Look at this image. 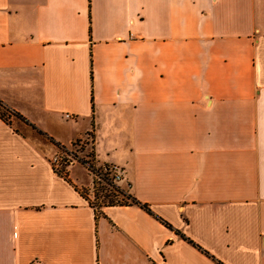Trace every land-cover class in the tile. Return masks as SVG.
Segmentation results:
<instances>
[{"label": "crops", "instance_id": "0c3cea01", "mask_svg": "<svg viewBox=\"0 0 264 264\" xmlns=\"http://www.w3.org/2000/svg\"><path fill=\"white\" fill-rule=\"evenodd\" d=\"M0 101V264H264V0H0Z\"/></svg>", "mask_w": 264, "mask_h": 264}, {"label": "built area", "instance_id": "2783aa9c", "mask_svg": "<svg viewBox=\"0 0 264 264\" xmlns=\"http://www.w3.org/2000/svg\"><path fill=\"white\" fill-rule=\"evenodd\" d=\"M73 144L71 146H73ZM75 154H76V151L73 150L71 147L70 148H65V147L58 148L57 153L50 160V166L53 169V171L55 173H60V172H63L65 169H67V167L75 163H80L84 166L88 175L92 177L91 185H90L91 190H92L91 196H94L95 192L105 193L107 189L121 190L119 186V184L123 180V170L121 168H119L116 165H107V166L104 165V166L99 167V166L94 165L93 160L91 163L84 162L81 159H79ZM92 186H93V189H92ZM89 197L90 195L86 196L88 203L91 206H94L91 203L90 201L91 199Z\"/></svg>", "mask_w": 264, "mask_h": 264}, {"label": "rangeland", "instance_id": "374dc122", "mask_svg": "<svg viewBox=\"0 0 264 264\" xmlns=\"http://www.w3.org/2000/svg\"><path fill=\"white\" fill-rule=\"evenodd\" d=\"M70 147L76 151L75 155L79 159H81L84 162H89V163L92 162L93 157H92V151L90 148L89 138H86L85 140L77 141L73 144V146H70ZM67 168H69V167H67ZM70 170L72 172L73 178L77 177L86 183H88V182L90 183V180L92 179V177L90 175H88L87 171L85 170V168L82 164L75 163L73 165V167H70ZM92 189H93V186H92ZM107 190H108V192H112L113 195L115 196L114 201H113L114 204L127 202L125 200V198L122 197L121 193H119V191L118 192H116L115 190L112 191V189H107ZM83 192H84V195H86V196L90 195V197H89L91 199L90 201L95 207L99 206L102 203V201H103L102 195L104 193L95 192V195H94L95 197L91 196V193H92L91 187L86 189V190H83Z\"/></svg>", "mask_w": 264, "mask_h": 264}, {"label": "trees", "instance_id": "16d2710c", "mask_svg": "<svg viewBox=\"0 0 264 264\" xmlns=\"http://www.w3.org/2000/svg\"><path fill=\"white\" fill-rule=\"evenodd\" d=\"M10 117H14V118H17L19 120H22L24 121V119L16 112L14 111H11L9 108H7L1 101H0V119L5 122V123H8L9 122V118ZM31 128L33 130H35L37 133L39 134H42L37 128H35V126L33 125H30ZM77 142V141H76ZM58 148H64L63 146H60V145H57ZM64 172V171H63ZM63 172H60V173H57L59 176H64ZM113 191V190H112ZM116 192L119 191V193H121L122 197L125 198V200L127 202H124V203H116L114 204L113 201H114V195L112 192H108V190H106V192L104 193L103 195V201L101 203L100 206H112V205H125L127 203L129 204H132V205H137L139 207H141L143 210H145L146 212L152 214V212L150 211V209L148 208L147 205L145 204H141L139 201H137L135 198L131 197L130 195H124L121 190L119 189H116L115 190ZM84 194V192H83ZM82 194V195H83ZM85 198H86V195H83ZM108 200V201H107ZM94 208V211H95V215L98 216V211H97V208L98 207H94V206H91ZM161 222H163L165 225H167L164 221H162L160 218H158ZM168 226V225H167ZM177 235H179L181 238L185 239L186 241H188L190 244L194 245L196 248H199L197 245H195L192 241H190L189 239L185 238L184 235H182L181 233L177 232ZM201 250V248H199ZM202 251V250H201ZM205 254H207L205 251H203ZM218 264H220L218 261H217Z\"/></svg>", "mask_w": 264, "mask_h": 264}]
</instances>
